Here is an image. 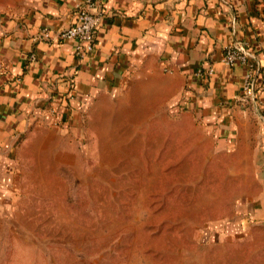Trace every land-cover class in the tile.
<instances>
[{"label":"rangeland","instance_id":"1","mask_svg":"<svg viewBox=\"0 0 264 264\" xmlns=\"http://www.w3.org/2000/svg\"><path fill=\"white\" fill-rule=\"evenodd\" d=\"M102 110L81 133L22 139L0 264H264V220L248 216L262 190L251 122L224 139L162 100Z\"/></svg>","mask_w":264,"mask_h":264},{"label":"crops","instance_id":"2","mask_svg":"<svg viewBox=\"0 0 264 264\" xmlns=\"http://www.w3.org/2000/svg\"><path fill=\"white\" fill-rule=\"evenodd\" d=\"M83 2L17 0L0 10V201L15 187L28 132L81 133L94 108L162 100L213 122L224 139L234 123L246 134L251 122L262 190L248 216L264 220V0H101L96 46L82 60L73 38L38 39L68 27ZM239 41L249 62L224 64ZM249 74L255 94L245 100Z\"/></svg>","mask_w":264,"mask_h":264},{"label":"built area","instance_id":"3","mask_svg":"<svg viewBox=\"0 0 264 264\" xmlns=\"http://www.w3.org/2000/svg\"><path fill=\"white\" fill-rule=\"evenodd\" d=\"M105 12L106 10L101 0H84L83 3H76L72 21L68 27L56 33L44 28L38 34V39L51 41L73 38L77 42L75 47L77 58L82 60L96 46L97 32L100 25H102ZM250 55L249 47L245 42L239 41L226 48L222 61L226 65L234 66L238 62L248 63ZM4 67L5 65L0 62V70L4 69ZM243 90V99L245 100H249L255 94L252 74L248 75Z\"/></svg>","mask_w":264,"mask_h":264}]
</instances>
